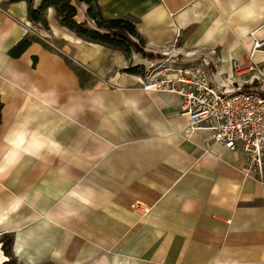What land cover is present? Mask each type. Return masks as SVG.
<instances>
[{
  "label": "crops",
  "instance_id": "1",
  "mask_svg": "<svg viewBox=\"0 0 264 264\" xmlns=\"http://www.w3.org/2000/svg\"><path fill=\"white\" fill-rule=\"evenodd\" d=\"M96 2L146 52L215 50L225 89L264 82V0ZM44 17L48 29L0 0V237L17 264H264V178L242 152L187 133L179 96L124 71L140 53L87 41L52 7Z\"/></svg>",
  "mask_w": 264,
  "mask_h": 264
},
{
  "label": "built area",
  "instance_id": "2",
  "mask_svg": "<svg viewBox=\"0 0 264 264\" xmlns=\"http://www.w3.org/2000/svg\"><path fill=\"white\" fill-rule=\"evenodd\" d=\"M262 46V40L255 41L249 56L263 52ZM157 55L146 58L142 66V89L179 96L180 110L189 119L187 133L205 130L210 143L241 151L245 173L263 179L264 82L260 80L245 89L234 87L235 81L230 79L231 87L225 89L216 82L215 50L182 55L172 47ZM233 66H236L234 62Z\"/></svg>",
  "mask_w": 264,
  "mask_h": 264
},
{
  "label": "trees",
  "instance_id": "3",
  "mask_svg": "<svg viewBox=\"0 0 264 264\" xmlns=\"http://www.w3.org/2000/svg\"><path fill=\"white\" fill-rule=\"evenodd\" d=\"M23 1L28 5V17L30 21L41 24L45 29H48V24L44 14L48 8L52 7L56 12L58 21L63 26L84 37L87 41L121 49L126 55L135 52L149 59L159 56L146 52L143 49L144 44L141 36L131 21L123 18H104L96 0H42L36 9L33 8V0ZM79 3H85L87 5L86 15L94 22L93 28L87 27L85 22L80 23L75 20L77 5ZM31 41L29 38L22 39L9 51V55L11 57H19L31 44ZM124 71L132 74H141L142 67L129 66ZM3 236L5 240H0L1 249L8 258V261L2 264H14L16 261L11 252L13 238L11 235Z\"/></svg>",
  "mask_w": 264,
  "mask_h": 264
},
{
  "label": "rangeland",
  "instance_id": "4",
  "mask_svg": "<svg viewBox=\"0 0 264 264\" xmlns=\"http://www.w3.org/2000/svg\"><path fill=\"white\" fill-rule=\"evenodd\" d=\"M77 13H78L79 15H78L77 17L75 16V20H76V21H77V20L79 21V20L82 19V11H81V8H80V7H79V8L77 7ZM78 21H77V22H78ZM80 23H82V22H80ZM85 23H86L87 27H89V28H93V26H89V25L87 24V22H85ZM130 66H131V63H130ZM2 239L5 240V239H4V236H1V237H0V240H2ZM14 264H17V262H15Z\"/></svg>",
  "mask_w": 264,
  "mask_h": 264
}]
</instances>
